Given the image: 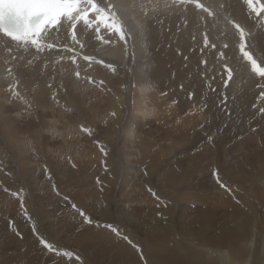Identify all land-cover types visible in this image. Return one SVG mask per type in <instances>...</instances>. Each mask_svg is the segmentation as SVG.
<instances>
[{
	"label": "bare ground",
	"instance_id": "6f19581e",
	"mask_svg": "<svg viewBox=\"0 0 264 264\" xmlns=\"http://www.w3.org/2000/svg\"><path fill=\"white\" fill-rule=\"evenodd\" d=\"M196 2L209 7L214 15L208 16V13L196 8ZM121 3L127 24L124 39L103 26L99 33L95 32V26L81 32V23L77 24V39L80 40L83 47L73 42L70 36L67 39L62 37L58 41L61 45L59 49L45 50L35 54L34 50L20 49L15 45V42L9 41L7 44H0V121H5L8 129L16 126L15 120H11L7 114L9 105L5 101V97L12 93L9 85L14 84L17 80L19 83L16 84L15 92L18 95L14 96L18 99L15 104L18 108L15 115H22L24 111L26 118L35 117L33 118L36 119L35 121L24 120L25 128L30 125L29 128L33 129L39 125L40 111L44 112L43 114L56 113L49 121L57 124L59 122L57 121V108L64 112L62 114L58 111L61 115L65 116L76 111L87 118L82 119L81 123L76 120V122L78 121L76 123L73 122V118V120L66 119L68 115L61 116L60 122L64 128L92 130L100 126L107 129L113 126L119 127L124 112L129 107L132 108L131 113L139 112L135 117L131 116L134 121L138 114L142 116L147 113L146 110L149 108L147 109L144 102H148V98L150 99L155 93L153 84L157 83L163 86L164 83H169L170 86L168 85L163 90H171L172 96L181 95L176 88L172 87L182 84L184 85L182 94L185 96L191 94L195 102H182V107L178 106L179 112L185 107L189 109V107L195 106L194 109L191 108L194 115H188L189 117L201 119L202 114L214 116L213 121L221 128L227 129L223 135L227 137L229 133H232V136L229 134L228 139L247 148V150H234L236 155L232 154L234 157L230 158L228 162L229 181H226L224 176L217 180L220 186L218 191L220 193H223V190L232 191L233 197H227V194L223 193L224 195L221 194L223 197L218 200L219 203L216 202L212 205L206 200L211 196L208 198L207 194H203L198 202L202 204L203 200V205L214 212L204 211L189 217L193 219L194 223H198V221L202 223L197 226L196 232L195 228L194 230L183 225L184 220L176 214L175 206L169 209V204L165 209L166 213L170 212L172 217L165 223H151L152 225H150L145 223L147 220H144L145 228L139 229L144 240L139 239V230L127 229V231H123L114 227L104 228L100 221V224L96 223L95 225L96 232L91 233L90 237L84 240L86 245L83 247V253L86 258L80 256L79 260L72 259L68 253L57 246L54 240L47 239L40 233L36 234L35 238H31L30 232L26 228V233L23 229L19 233L9 230L4 233L0 232V264H86V261L89 263V256L93 255L94 247L99 248L95 252L94 258L103 257L105 259L106 254L110 255L106 264H151V260L147 261L143 258L145 252L143 253L142 245L139 246V243L145 244L144 248L149 253L147 254L151 255L157 264H264V111L260 113V110L264 109V77L254 71L251 63L243 57L239 46V33L234 27V23H238L243 28L246 35L245 50H250L259 67L264 69V12H261L258 17L252 10L255 8L256 11H260L264 0H259V3L254 0L252 6L247 5L244 0H193L192 3L179 6L173 4L172 0H121ZM205 34L209 40L207 47L204 44ZM0 39L5 38L0 37ZM65 43L72 51L63 47ZM213 44L215 47L212 46ZM225 44L228 45L227 48L224 47ZM8 48H11V51H8ZM85 57L91 59L86 60ZM73 58L75 63H73ZM201 61L207 63H201ZM224 65L233 69L230 80L224 70ZM7 69H11V74ZM77 72L80 74L78 77ZM129 72L131 74H127ZM129 79L134 84L131 90L125 89V83ZM90 80H93L96 86H100L98 81L101 82L105 85V90L110 93L98 98L100 90L90 86L88 84ZM50 97L53 99L52 106L56 109L52 110ZM59 104L65 106L61 108ZM27 105L33 110L30 111ZM21 108L24 110L22 111ZM154 108L152 107V109ZM107 114L112 118L107 119ZM177 116L179 115L176 114V118ZM189 117L182 119L179 128L184 127L185 124L189 126L188 124L192 120L188 121ZM195 118L194 120H196ZM165 120L167 119L165 118ZM31 121L34 124L37 123L36 127H31ZM129 123L126 121L123 124V140H127V136L131 133ZM77 124L79 125L77 126ZM113 130L117 133L120 129L113 128ZM70 132L67 136L61 133L60 137L66 144L76 145L73 141L76 139L77 142L78 137L76 136L78 135L72 132L73 136L71 137ZM104 136L109 137L108 143L118 141V138L112 134ZM228 142H224L223 145ZM38 143L40 144V142ZM167 145L169 144L167 143ZM17 146L18 148H15L17 152L14 150L15 161L20 166L23 158L27 157V153L23 150V142L21 144L19 142ZM241 147L243 148V146ZM68 150L69 153L72 152L70 148H66L65 153ZM104 151L106 152V149ZM40 154L43 155V152ZM240 157L243 158L241 160L244 164L240 162ZM72 165L74 166L73 163ZM220 166L221 163L218 167L220 168ZM113 167L109 173L113 172ZM74 173L77 174L76 171ZM182 173L185 175L183 171H180L179 174L174 171L169 172L165 184L172 188L175 186L178 191L187 189L189 183L184 181L187 177ZM221 174L225 175L226 173L222 172ZM6 175L9 177L10 173ZM234 181H237L236 186ZM128 182L124 181L123 186L126 184L130 187ZM245 184L248 185V189L244 186ZM198 188H203L202 184L198 185ZM237 192L239 196H237ZM176 203L181 205L182 198L177 197L173 205ZM30 209L29 211H31ZM203 215L205 216L202 217ZM211 219L216 220L214 225H211ZM39 225H43V222ZM34 226L31 227L32 231L39 232ZM50 228L52 231H56L52 226ZM182 229V233L179 232ZM28 236H30V240L26 244L24 239ZM41 241L51 245L55 254L50 253L51 251ZM21 248L24 249L21 250Z\"/></svg>",
	"mask_w": 264,
	"mask_h": 264
},
{
	"label": "rangeland",
	"instance_id": "374dc122",
	"mask_svg": "<svg viewBox=\"0 0 264 264\" xmlns=\"http://www.w3.org/2000/svg\"><path fill=\"white\" fill-rule=\"evenodd\" d=\"M127 74H131V72ZM88 84L100 90L98 98L110 93L105 90V85L101 84L99 81L98 84L100 86H96L93 80L88 81ZM168 85L170 86L169 83H164L163 86L157 83L155 85L153 84L155 93L150 99L148 98V102H144L147 109H149L146 110L147 113L145 115L142 114V116H140L141 114H138L136 117L137 121L131 119V116L135 117L139 112L136 114L134 112L133 114L131 113L132 108L129 107L125 110L122 123L119 127L113 126L107 129L100 126L92 130H85L83 128L77 130L71 127L64 128V125L60 122V119H62L61 116L66 117L68 115L66 119H74L73 122H76V120L80 122L82 119L87 118L76 111L65 116L61 115L60 112H62V114L64 112L52 106L53 99L51 97L50 105L52 106V110L56 109L57 111V121H59L57 124L60 127L49 121L51 118L53 119L56 113L51 114L47 112L43 114L44 112L40 111V119L38 120L39 125L36 127L37 123L34 124V122L31 121V127L35 126L39 130L36 128H34L35 130L29 128L30 125L28 126L29 129L25 128L24 122L27 120L35 121L36 119H33L35 117L32 119L26 118L24 115L25 112L23 111L24 108H21L23 114H16V116L15 113H17L18 107L15 106V104L18 99H16L12 93L7 94V97H5V101L9 105L7 114L10 116L11 120H15L16 126L9 127L8 129L5 121H0V232L4 233L9 230L19 233V231L23 229L24 233H26V228L30 232L31 238H35L36 234L40 233L41 236H46L47 239L50 238L54 240L58 247L68 253L72 259L75 258L76 260H79L80 256L81 258H86L83 253V247L86 245L84 240L89 238L91 233L96 232V223L100 224V221H102V226L104 225V228L114 227L123 231H127V229L135 231L139 229L142 230L145 228L143 225L145 222L144 220H147L145 223L152 225L151 223L162 224L170 219L172 215L170 212L166 213L165 209L168 207V204L169 209L175 206V211H177L176 214L180 215V218L184 220L183 225L191 229L195 228L196 230H194L196 232L198 230L197 226H200L202 223L199 221L198 223H194L192 222L193 219L189 217L201 214L204 211H209L210 213L214 212L203 205V200L202 204L199 203V199L203 197V194H207L206 196H208V198L211 196V198L206 200L213 205L216 202L218 204V200H220L225 193L227 197H233L232 191L223 190L222 192L224 194L218 191L220 186L217 180L223 178V176L226 181L229 179L227 176V174H229L228 162L230 158L236 155L234 150H247V148L239 143H234L232 139H228L229 134L232 136V133H229L227 137L223 135L227 132V129L218 126L216 122L213 121L214 116L202 114L203 116L201 117L199 112H197L201 119L194 117L196 119L194 120L193 117H189L188 115H194L191 108L194 109L195 106L189 107V109L185 107L183 108L184 110L179 112L178 109L182 107V102L190 103L195 102V100H193L191 94L186 96L182 94L184 85L179 84L172 87L176 88L178 92L181 93L179 96H172L170 93L171 90L169 91L167 89L164 91L163 89H166ZM132 86H134V84H132L131 79H129L125 83V89L131 90ZM59 105H61V108L65 106L63 104ZM152 107L155 108L152 109ZM28 109L31 111L32 107L29 106ZM167 110L170 111H168V114L166 113ZM58 111L60 112L58 113ZM161 111H163V114ZM261 112L260 110V113ZM176 114L179 115L177 116V118H179L178 120ZM18 116H21V118ZM188 117V121L192 119L190 123L188 122L189 126L185 124V128H179V125L182 124V119ZM108 118H112L111 115L107 114V119ZM165 118L167 120H165ZM126 121L130 122L129 129L131 133L127 136V140H123L122 128ZM78 125L79 124H77V126ZM176 127H178V130L175 131ZM113 128L120 130L115 133ZM68 132L72 134L70 135L71 137L73 136L72 132L78 135L76 136L78 137L77 142L76 139L73 141L76 145L70 146L61 139L62 137H60V134L62 133L64 136H67ZM106 134H112L114 137L118 138V141L108 143L109 137L104 136ZM110 138L112 139L113 137L111 136ZM38 139L40 141H36ZM19 142L20 144L23 142V150L27 153V157L23 158L24 160H22L20 166L19 163L15 161V151L17 152L15 148H18L17 145ZM36 142H40V144L38 143L37 146ZM224 142L228 143L223 145ZM33 143H35V145H32ZM167 143L169 145H167ZM31 145L32 147H30ZM35 146H37V149ZM241 146H243V148ZM66 148H70L73 153H69V150L65 153L64 150H66ZM39 149L41 153L43 152V155L40 154ZM102 149H106L107 153ZM38 152L39 155L45 157L39 156ZM106 154L109 155L105 156ZM106 159L107 161L110 159V162H107ZM241 159L243 158L240 157V162L244 164ZM23 161H25V164ZM219 163H221L220 168L218 167ZM243 166L246 167V165ZM112 167L113 172L111 171L110 173L113 174L111 175L109 170H112ZM24 168L28 169L26 170ZM75 171L77 174L74 173ZM171 171L177 174H179L180 171L185 173V175L182 174L187 177L184 180L189 183L187 189L178 191V188L176 189L175 186H173V189L171 186L165 184L166 179H168L167 175ZM222 172L226 174L222 175ZM229 172L231 171L229 170ZM7 173H10L9 177L6 175ZM3 175L5 176L3 177ZM232 176L235 175L232 174ZM124 181H129L128 185L130 187L126 184L123 186ZM236 182L237 181H234L235 186ZM196 184L197 186H195ZM201 184L203 188H198V185L200 186ZM244 186L248 189L247 184ZM175 190L178 191L176 192L177 194L174 192ZM237 196H239L238 192ZM177 197L182 198L181 205L178 203L173 205ZM29 209L31 211H29ZM38 213L40 214L39 217ZM204 216L205 215L202 217ZM38 221L39 223L43 222V225H39ZM211 222V225H214L216 220L211 219ZM108 224L111 226H107ZM32 226L38 229L39 232L32 231ZM50 226L56 229V231H52ZM174 227L176 228V224ZM183 229L179 232L182 233ZM141 230H139L138 237L140 240H144L143 234L140 233ZM30 236L24 239L26 244H28ZM139 246H141L143 253L145 252V257L143 258L147 261L151 260V264H157L151 255H148V251L144 248L145 244L139 243ZM23 249L24 248H21V250ZM98 249V247H94L93 255L89 256V263L86 261V264H106L110 255H105L107 256L105 258L106 260L103 259V257H93ZM50 253L55 254V251L52 250Z\"/></svg>",
	"mask_w": 264,
	"mask_h": 264
},
{
	"label": "snow or ice",
	"instance_id": "6c2138e0",
	"mask_svg": "<svg viewBox=\"0 0 264 264\" xmlns=\"http://www.w3.org/2000/svg\"><path fill=\"white\" fill-rule=\"evenodd\" d=\"M193 0H172V3L179 6L186 3H192ZM244 2L252 6L254 0H244ZM259 3V0H255ZM121 0H0V44H7L9 41L15 42V45L24 51H33L41 53L45 50L59 49L61 45L58 43L63 37L67 39L70 36L75 43L83 44L77 39V24L82 23L81 32L92 29L95 26V32L99 33L101 26L110 32H114L124 39V31L127 27L124 13L122 11ZM223 7V5H221ZM196 8L202 9L208 13V16H213V12L209 7L196 2ZM259 17L261 12H264V5H261L260 11L252 9ZM91 14V17H90ZM240 38V51L243 57L249 61L253 70L264 77V69H261L257 61L253 58L251 51L245 50L246 35L243 28L234 23ZM209 40L207 34L204 37L205 47L208 46ZM215 47V45H212ZM68 51L67 43L63 45ZM228 47L227 44L224 45ZM11 51V48L7 49ZM223 56V53H221ZM86 60L91 59L85 57ZM73 63L75 59L73 58ZM201 63H207L201 61ZM31 64V61H29ZM111 67V65H109ZM224 70L227 72V77L232 78L233 69L224 65ZM11 74V69H7ZM77 77L80 75L76 73ZM17 80L14 84L9 85V89L13 95H18L15 92ZM264 111V109H261ZM83 214V213H82ZM116 231V229H113ZM49 251H52L51 245L41 241Z\"/></svg>",
	"mask_w": 264,
	"mask_h": 264
}]
</instances>
